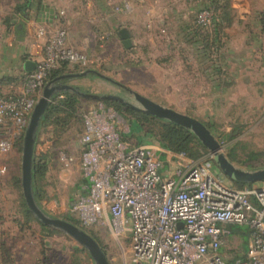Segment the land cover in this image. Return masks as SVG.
I'll return each instance as SVG.
<instances>
[{
  "label": "rangeland",
  "instance_id": "obj_1",
  "mask_svg": "<svg viewBox=\"0 0 264 264\" xmlns=\"http://www.w3.org/2000/svg\"><path fill=\"white\" fill-rule=\"evenodd\" d=\"M222 3L220 0L219 4ZM14 4L15 0H0V16H5ZM77 12L83 18L88 16L84 7L78 8ZM195 12L190 16L191 22ZM224 23L228 24V21ZM224 23L219 20L215 31L195 28L192 24L191 48L183 43L179 48L173 45V28L170 26L164 31L155 27L132 31L130 37L134 39V45L130 48H124L120 41H116V36L105 35L107 48L97 52L99 65H89L86 69L96 70L156 103L199 120L220 144L226 157L230 160V154L233 155V161H230L235 166L256 170L264 167V35L252 39V36L240 33L239 27L225 29ZM190 60L194 63L204 61L210 67L223 65L224 78L205 84L196 81L192 87L205 89L204 94L200 96L197 91L196 97H188L185 90L189 84L185 82V75L196 69L189 67ZM68 68L69 73L82 71L72 66ZM65 83L82 92L116 94L137 105L122 87L97 75L72 77ZM101 107L110 108L113 125L118 131L130 134V115L106 107L103 101L79 95L76 114L70 117L64 131L53 135L51 127L37 130L33 156L42 157L47 162L44 178L40 181L44 190L41 209L51 217L68 222L74 217L69 206L78 193L74 183L80 176L81 117L87 110ZM142 127L155 132L156 123L143 122ZM22 141L23 135L14 141L6 154L0 155V168H5L0 172V264H94L87 250L72 237L50 226L43 229L29 209L30 213L24 212ZM127 141L136 143L132 136H128ZM151 141L146 137L141 140L143 143ZM203 148L196 157L184 152L175 153H183L187 159L195 161L210 155ZM60 152L74 156L71 167L63 166ZM211 171L224 184L236 185L214 162ZM251 184L261 185L260 182ZM82 229L99 244L108 264H132L126 232L116 234L101 226Z\"/></svg>",
  "mask_w": 264,
  "mask_h": 264
},
{
  "label": "built area",
  "instance_id": "obj_2",
  "mask_svg": "<svg viewBox=\"0 0 264 264\" xmlns=\"http://www.w3.org/2000/svg\"><path fill=\"white\" fill-rule=\"evenodd\" d=\"M215 16L208 5L194 13L193 22L211 30ZM36 34L43 38L41 59L24 73L18 94L0 93V155L24 134L50 73L63 63L89 66V56L67 44L64 26L40 25ZM112 117L104 107L81 117L79 164L88 191L72 200L69 212L82 227L126 232L132 264H264V181L226 185L212 173L210 155L192 161L163 146L132 145L121 139ZM60 157L66 168L74 162L73 155ZM164 160L173 167L161 171ZM227 224L250 229L245 260L220 257Z\"/></svg>",
  "mask_w": 264,
  "mask_h": 264
},
{
  "label": "crops",
  "instance_id": "obj_3",
  "mask_svg": "<svg viewBox=\"0 0 264 264\" xmlns=\"http://www.w3.org/2000/svg\"><path fill=\"white\" fill-rule=\"evenodd\" d=\"M211 1L15 0V4L3 16L4 18L0 16V93L18 94L25 73L24 61L37 62L41 59L43 38L36 34L40 25L46 24L51 28L64 26L67 29V44L77 51L86 53L89 56L90 66H97L100 59L97 52L107 48L105 35H114L116 41L122 43L118 37V31L122 27L131 34L132 31H138L142 27L149 30L155 27L164 31L170 26L173 28L171 31L173 45L179 48V44L183 43L185 47L191 48L193 21L191 22L190 16L194 11L210 5ZM213 1H216L217 5L220 3V0ZM24 2H28V7L16 12L15 5ZM124 3L130 5L132 9L125 10ZM42 5L53 10L52 16L46 15L47 12L41 10ZM228 6L230 19L228 24L223 21L225 29L231 26L239 27L240 33L250 35L252 39L264 35V0H228ZM81 7L87 9V18L77 14L78 8L80 10ZM132 40L134 45V39ZM204 64V61L189 62L190 68L196 67L192 74L186 72L185 75V82L189 84L185 93L190 98L196 97L197 91L200 96L204 94L205 89L192 87L196 81L205 84L208 81L219 82L224 78V73L221 71L224 69L223 65L216 64L210 67ZM221 91L223 92V89ZM119 133L127 135L120 131ZM148 144L161 146L150 142L138 145ZM173 165L172 163L169 165L164 160L161 171L167 170L168 167L172 168ZM79 171L80 176L74 183L77 196L87 193L89 183L81 168ZM226 228L228 234L219 248L220 257L228 263L246 259V250L251 237L250 229L236 224H227Z\"/></svg>",
  "mask_w": 264,
  "mask_h": 264
},
{
  "label": "water",
  "instance_id": "obj_4",
  "mask_svg": "<svg viewBox=\"0 0 264 264\" xmlns=\"http://www.w3.org/2000/svg\"><path fill=\"white\" fill-rule=\"evenodd\" d=\"M41 10L47 12L46 15L49 14L52 16V9L44 8L42 5ZM118 37L121 40L124 48H130L133 45V40L125 27H122L118 31ZM34 67L35 62L29 60L24 61V70L26 73L31 72ZM89 73L106 78L107 80L119 85L131 95L132 99L137 103V105L124 100L122 97L116 94H92L88 92H82L72 85L64 82V80L69 78L83 77ZM63 91H72L79 96L91 98L97 101L115 100L125 106L140 110L148 115L155 116L157 118L182 126L195 135V137L207 149L213 162L220 169L221 173L229 180L244 184L264 181V167L256 170H245L235 166L222 152L220 144L211 134L209 129L199 120L184 113L178 112L170 107L156 103L151 99L120 85L116 81L111 80L96 70L84 69L79 72L66 73L49 79L43 86L41 94L33 107L23 134L21 156L22 193L28 209L40 223L45 226L56 228L72 237L79 245L87 250L94 264H108V260L103 250L94 240V238H92L83 229L66 220L47 215L36 203L32 191V161L36 133L41 121V117L52 97L55 94L61 93Z\"/></svg>",
  "mask_w": 264,
  "mask_h": 264
},
{
  "label": "trees",
  "instance_id": "obj_5",
  "mask_svg": "<svg viewBox=\"0 0 264 264\" xmlns=\"http://www.w3.org/2000/svg\"><path fill=\"white\" fill-rule=\"evenodd\" d=\"M28 2H24L22 4L15 5V11L20 12L22 9L28 7ZM211 5L215 6L216 16L214 18V22L212 25V30H217V25L219 20L229 21L230 19V8L228 6V0H223L222 4L216 5V1H211ZM221 22V21H220ZM193 25L195 28L194 22ZM69 66L66 63L61 64L58 68L53 70L49 77L52 79L56 76L69 73L71 70L68 68ZM78 68L77 66H73ZM78 70H82L79 69ZM84 70V69H83ZM95 74L89 73L86 76H92ZM7 79V78H5ZM66 80H64L65 82ZM76 88V87H75ZM104 104L106 107L111 106L119 113H125L132 117L130 125L132 127L130 134L121 135V139L123 141L128 140V136H132L136 139V144H142V137L150 138L152 140L150 143H157L163 146L165 149L174 151V152H184L190 156L196 157L198 151L204 150L201 143L197 140L195 135L190 132L188 129L169 122L167 120H163L157 118L155 116L148 115L140 110H136L121 104L115 100H104ZM78 104V95L72 91H63L61 93L55 94L49 104L47 105L38 127V132L40 130H44L47 127H51V132L53 135H58L61 131H64V127L69 122L70 117L76 114V106ZM157 121V122H156ZM143 122H155L156 130L155 132L151 129L147 130L142 127ZM126 136V137H125ZM233 155L230 154V160L233 161ZM46 160L42 157L35 158L33 156L32 161V191L33 196L41 208V200L44 196V190L40 181L44 178L45 170H46ZM234 185L237 188H241L245 185L244 183L235 182ZM24 204V212L30 213L28 211L27 206ZM70 223L76 225L79 228H83L79 221L75 217H71L69 220ZM43 229H48L49 226H45L42 223H39Z\"/></svg>",
  "mask_w": 264,
  "mask_h": 264
}]
</instances>
